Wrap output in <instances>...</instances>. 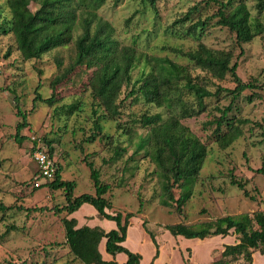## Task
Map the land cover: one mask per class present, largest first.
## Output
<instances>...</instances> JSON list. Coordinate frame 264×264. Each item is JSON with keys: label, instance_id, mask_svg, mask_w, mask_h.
<instances>
[{"label": "rangeland", "instance_id": "rangeland-1", "mask_svg": "<svg viewBox=\"0 0 264 264\" xmlns=\"http://www.w3.org/2000/svg\"><path fill=\"white\" fill-rule=\"evenodd\" d=\"M243 1L252 17L258 16L264 23V9L258 13L259 0ZM194 4H200V10L193 21L198 15L203 18L217 9L215 3L206 5L203 0H156V9L145 6L142 0H106L97 12L114 27V37L121 47L135 48L138 54L166 55L185 63L186 59L176 55L172 48L194 49L199 41L177 37L167 32L166 27ZM0 6L3 15L8 16L5 0H0ZM29 7L35 10L37 5L31 2ZM234 36L226 27L211 25L200 42L214 49L234 48L236 56L240 47ZM241 47L243 53L237 58V74L244 82L257 85L241 93L232 107L231 114L248 120L242 126V135L228 147L221 148L205 129V121L212 114L219 115L215 107L229 103L230 98L222 93L205 99L209 112L180 120L207 148L199 175L192 185V195L180 215L174 205L164 207L160 204V179L154 162L144 155L145 150L133 153L139 136L147 133L139 123L141 114L160 112L167 118V109L147 103L139 96L123 99L129 90L128 86H123L119 115L113 120L101 121L103 133L110 135L112 142L108 144L102 135L89 140L95 131V100L90 87L92 69L77 66L59 84L54 87L50 84L72 63L73 45L53 49L39 59L26 60L17 49L13 35L0 34V203L5 208H0V264H83L72 258L64 244L61 218L66 216L65 212L58 214L52 209L63 204L64 191L47 185L34 188L47 181L37 174L38 166L32 155L33 143L43 141L42 138L51 140L52 155L61 178L75 182L73 196L95 193L86 165L90 161L99 171L100 180L110 185L104 195L111 202L107 211L123 215L133 213L123 245L141 254L140 264L151 261L152 264H185V260L190 264H208V259L220 257L224 244L237 241L233 232L225 237L217 235L204 239L174 236L165 229L167 224L185 222L198 228L200 223L224 215L238 216L248 212L252 216L258 213L253 216L256 226V220L264 214V174L256 171L264 167V32ZM142 66L140 62L133 69V79L140 75ZM145 71H149L148 67ZM192 72L202 77L210 90L235 85L230 75L217 79L197 68ZM36 88L43 98L54 94V103L37 101L32 107ZM15 98L28 122L20 133L25 136L21 142L15 138L16 125L21 120L16 113ZM72 104H77L79 110L65 115L63 107ZM115 145L125 148L117 158L113 152ZM230 175L246 182V190L255 199L245 197L242 190L231 185ZM173 193L177 198L180 189L175 187ZM92 211L96 209L85 203L68 217H75L80 225H98L105 230L115 228L114 221L102 219L96 213L92 215ZM147 230L154 234L158 244L159 254L155 259L156 246ZM104 241L100 242L99 251L110 260L112 256L105 252ZM113 258L121 264L126 255L118 253ZM252 259V264H264V254L259 250L253 251Z\"/></svg>", "mask_w": 264, "mask_h": 264}, {"label": "trees", "instance_id": "trees-1", "mask_svg": "<svg viewBox=\"0 0 264 264\" xmlns=\"http://www.w3.org/2000/svg\"><path fill=\"white\" fill-rule=\"evenodd\" d=\"M203 1L206 5L215 3L217 5L215 12L203 18L198 15L193 21V16L200 10V4H194L185 14L166 27L167 32L177 37H189L199 41L194 49L172 48L176 55L186 59L185 63L172 60L166 55L138 54L135 48L121 47L114 37V27L97 12L106 0H5L8 16L3 15L0 6V34L13 35L17 49L24 59H39L53 49L73 45L74 59L60 75L51 80L52 87L64 80L77 66L84 65L92 69L90 87L95 100L93 102L95 131L89 140L95 135H102L108 144L112 142L111 136L103 133L101 121L113 120L119 115L123 103L120 99L123 86L129 87L123 99L127 96H139L147 103L167 109V118H163L160 112L141 114L139 123L147 129V133L139 136L133 153L145 150L144 155L154 162L160 179V204L164 207L174 205L175 211L180 215L184 204L192 195V185L207 154L206 145L180 120L196 118L208 111L205 99L222 93V96L230 98L229 103L215 107L219 115L212 114L211 118L205 121V129L210 131V137L221 148L228 147L242 135V126L248 120L231 114L232 107L241 93L247 89L257 88V85L244 82L239 77L236 71L237 58L243 53L242 44L250 42L256 35L264 32V23L258 16L252 17L243 0ZM31 2L37 5L35 10L30 9ZM142 3L156 9V0H142ZM263 3L264 0H259L258 13L264 9ZM211 25L226 27L234 33L235 43L240 47L236 56L234 48L214 49L200 42ZM140 62L143 63L140 75L133 79L132 71ZM146 67L149 71H145ZM196 68L217 79H224L230 75L235 85L233 88L217 86L215 90H210L207 84L203 83V78L192 72ZM37 88L32 98V107L37 101L52 105L54 94L43 98ZM15 106L16 113L21 118L16 125L15 138L21 142L25 139L20 133L28 125L27 115L18 108L17 102ZM63 108L64 114L68 115L76 111L78 105L72 104ZM42 140L47 145L48 153L53 157L51 140L46 138ZM124 151V147L115 145L113 152L117 158ZM86 165L90 169V178L95 187L94 194L82 193L73 196L75 182L63 180L57 164L52 178L38 186L34 185V188L47 185L51 189L64 191L63 204H57L52 209L54 213L66 214L61 218V223L64 227V244L68 253L83 264H117L113 257L118 253L126 255L125 261L121 264H140L141 254L123 245L127 238L129 219L133 213L127 212L123 215L121 212L107 211L111 208V202L104 195L110 185L100 180L99 171L92 162L87 161ZM256 171L264 174V167L257 168ZM230 184L242 190L245 197L255 199L246 190V182L230 175ZM175 187L180 189L177 198L173 193ZM85 203L92 205L100 218L114 221L115 228L105 230L98 225L77 226L76 218L68 215ZM0 208L5 209L1 203ZM256 214L258 213H254ZM253 216L248 212L238 216L228 214L200 223L198 228L185 222H177L165 225V229L174 236L181 235L188 239H204L217 235L225 237L233 232L237 241L224 244L220 257L211 264H233L238 260H241L239 264H252L254 250L264 254V214L261 219L256 220V226L253 223ZM142 226L144 227V221ZM147 232L156 246L153 256L155 259L159 254L158 244L154 234L148 230ZM103 239L105 252L112 256L110 260L104 259L99 251V244ZM184 263L190 264L187 260ZM149 264H152V261Z\"/></svg>", "mask_w": 264, "mask_h": 264}, {"label": "built area", "instance_id": "built-area-1", "mask_svg": "<svg viewBox=\"0 0 264 264\" xmlns=\"http://www.w3.org/2000/svg\"><path fill=\"white\" fill-rule=\"evenodd\" d=\"M32 155L38 166L37 174L47 180L52 178L56 169V162L48 153L47 145L41 140H39V143L34 142L32 145ZM38 185L36 184V186Z\"/></svg>", "mask_w": 264, "mask_h": 264}, {"label": "crops", "instance_id": "crops-1", "mask_svg": "<svg viewBox=\"0 0 264 264\" xmlns=\"http://www.w3.org/2000/svg\"><path fill=\"white\" fill-rule=\"evenodd\" d=\"M91 213H93L92 215H95V213L96 212H94V211H92ZM77 220V219H76ZM77 226H82V225H80L79 223H78V220H77ZM105 240V239H104ZM191 249V253L193 252V250H192V248H190ZM117 256V255H116ZM104 258V257H103ZM210 258V257H209ZM105 259V258H104ZM126 259V258H125ZM106 260H109V259H106ZM213 260V259H212ZM211 260V261H212ZM125 261V260H124ZM124 261H122V262H124ZM211 261L208 259V264L210 263L211 264Z\"/></svg>", "mask_w": 264, "mask_h": 264}]
</instances>
